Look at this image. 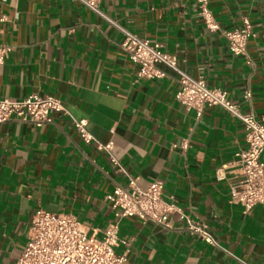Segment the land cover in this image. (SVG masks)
<instances>
[{
  "label": "crops",
  "instance_id": "0c3cea01",
  "mask_svg": "<svg viewBox=\"0 0 264 264\" xmlns=\"http://www.w3.org/2000/svg\"><path fill=\"white\" fill-rule=\"evenodd\" d=\"M99 5L264 124V0H209L216 30L205 25L196 0ZM245 20L254 36L247 56L234 55L224 32ZM123 37L77 0H0V44L12 47L0 65V97L60 98L99 142L113 143L126 171L87 144L68 115L53 114L41 126L16 118L0 123V264H16L38 209L73 214L89 235L101 237L115 219L107 195L129 177L142 189L163 180V198L205 222L219 244L191 234L178 213L170 228L124 217L116 251L130 264H264V207L246 211L230 199L241 178L235 154L246 147L242 123L218 106H205L200 116L187 110L176 99L177 75L165 65L164 77L139 79Z\"/></svg>",
  "mask_w": 264,
  "mask_h": 264
},
{
  "label": "built area",
  "instance_id": "2783aa9c",
  "mask_svg": "<svg viewBox=\"0 0 264 264\" xmlns=\"http://www.w3.org/2000/svg\"><path fill=\"white\" fill-rule=\"evenodd\" d=\"M87 9L117 26L123 33L121 48L137 65V77L160 78L165 76L159 65H165L176 73L180 88L176 99L187 109H195L200 116L205 106H218L237 118L245 130L246 147L235 154L241 178L231 186L230 199L241 204L246 211L255 205L264 207V124L253 112H243L222 88L209 87L203 75L190 76L178 65L175 55L163 49L157 41L141 38L137 34L119 26L100 9V0H77ZM199 15L210 30L218 29L209 8V0H196ZM227 45L234 55H248L247 47L254 32L248 20L243 28L224 32ZM12 47L0 44V65L5 63ZM250 98V91L246 92ZM70 116L77 133L87 143H95L97 149L108 154L111 164L126 173L120 161L113 154V143H101L87 128L86 119L71 116L63 101L53 95L31 94L22 99L0 97V123L16 118L37 126L52 121L53 114ZM221 179V169L218 171ZM163 180H155L142 189L137 178L129 177L124 185H117L107 195L114 211V221L107 224L101 237L89 235L80 220L73 214L50 212L38 209L32 217L28 240L16 264H130L126 253H117L120 244L119 223L124 217H137L152 221L166 228L171 227L173 215L179 214L185 228L199 239L219 246L209 226L195 220L173 201L163 198Z\"/></svg>",
  "mask_w": 264,
  "mask_h": 264
}]
</instances>
